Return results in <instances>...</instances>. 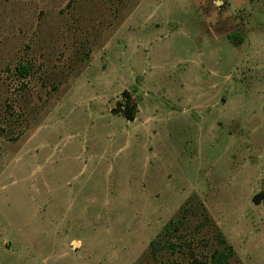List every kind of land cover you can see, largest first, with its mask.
Instances as JSON below:
<instances>
[{
    "label": "rangeland",
    "instance_id": "obj_1",
    "mask_svg": "<svg viewBox=\"0 0 264 264\" xmlns=\"http://www.w3.org/2000/svg\"><path fill=\"white\" fill-rule=\"evenodd\" d=\"M263 189L264 0H0V264H264Z\"/></svg>",
    "mask_w": 264,
    "mask_h": 264
},
{
    "label": "trees",
    "instance_id": "obj_2",
    "mask_svg": "<svg viewBox=\"0 0 264 264\" xmlns=\"http://www.w3.org/2000/svg\"><path fill=\"white\" fill-rule=\"evenodd\" d=\"M32 67V62L28 60L20 61L15 65V75L18 79H20L19 81H23L24 79L28 78V76L31 74ZM123 96V103H120L115 110L121 112L126 119L133 120L137 108L136 103L131 100L128 93L123 92ZM252 202L254 204L264 202V189L252 196ZM181 224L182 221L180 219L170 220L164 229L165 231H163V233L159 234L150 242L149 252L156 256L160 249H163L166 246L172 251H175V248H177L179 245H176L171 240V238L174 237L175 233L180 231V227L182 226ZM217 241L220 247L214 249V251L211 253L210 260L205 262L196 256H192L190 257L191 260L189 261V264H228V259L234 254V248L221 234V232L217 234Z\"/></svg>",
    "mask_w": 264,
    "mask_h": 264
}]
</instances>
